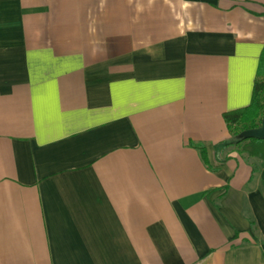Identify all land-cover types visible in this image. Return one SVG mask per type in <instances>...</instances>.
Masks as SVG:
<instances>
[{"label": "crops", "instance_id": "crops-1", "mask_svg": "<svg viewBox=\"0 0 264 264\" xmlns=\"http://www.w3.org/2000/svg\"><path fill=\"white\" fill-rule=\"evenodd\" d=\"M263 55L264 0H0V264H264Z\"/></svg>", "mask_w": 264, "mask_h": 264}, {"label": "trees", "instance_id": "trees-1", "mask_svg": "<svg viewBox=\"0 0 264 264\" xmlns=\"http://www.w3.org/2000/svg\"><path fill=\"white\" fill-rule=\"evenodd\" d=\"M261 67L262 70L254 87L251 105L246 109L226 113L224 119L232 137L230 144L241 148L243 153H247L251 157L264 160V140L239 138L242 133L259 129L262 126L264 117V55ZM195 148L205 157L203 147L195 146Z\"/></svg>", "mask_w": 264, "mask_h": 264}, {"label": "water", "instance_id": "water-1", "mask_svg": "<svg viewBox=\"0 0 264 264\" xmlns=\"http://www.w3.org/2000/svg\"><path fill=\"white\" fill-rule=\"evenodd\" d=\"M239 138L244 140H249V139L264 140V117H263L262 126L259 129L246 131L242 133Z\"/></svg>", "mask_w": 264, "mask_h": 264}, {"label": "rangeland", "instance_id": "rangeland-1", "mask_svg": "<svg viewBox=\"0 0 264 264\" xmlns=\"http://www.w3.org/2000/svg\"><path fill=\"white\" fill-rule=\"evenodd\" d=\"M239 149H241V148H239Z\"/></svg>", "mask_w": 264, "mask_h": 264}]
</instances>
